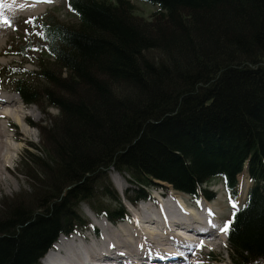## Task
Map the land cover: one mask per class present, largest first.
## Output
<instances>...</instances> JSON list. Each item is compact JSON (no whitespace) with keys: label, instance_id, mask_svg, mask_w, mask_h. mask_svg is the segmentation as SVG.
I'll return each instance as SVG.
<instances>
[{"label":"trees","instance_id":"obj_1","mask_svg":"<svg viewBox=\"0 0 264 264\" xmlns=\"http://www.w3.org/2000/svg\"><path fill=\"white\" fill-rule=\"evenodd\" d=\"M136 1L159 9L147 20L131 0H66L76 24L34 20L52 62L41 56L11 84L29 105L59 111L43 129L46 158L31 160L45 171L50 185L36 181L48 200L0 212V264H41L57 238L86 228L81 204L123 220L121 205L102 204L113 195L98 174L111 168L136 186L135 203L157 182L213 201L210 184L221 180L236 199L247 171L254 186L228 244L234 264H264V0Z\"/></svg>","mask_w":264,"mask_h":264},{"label":"rangeland","instance_id":"obj_2","mask_svg":"<svg viewBox=\"0 0 264 264\" xmlns=\"http://www.w3.org/2000/svg\"><path fill=\"white\" fill-rule=\"evenodd\" d=\"M11 1V0H10ZM17 1V2H14ZM115 2V0H111ZM0 2H5V0H0ZM24 3V4H32L31 7H23L22 10L17 12V9L11 8H5L4 9V15L8 18L9 23L4 24L0 22V94H7V93H13V85L11 84L12 77H14V74H18L19 70H24L25 72H35L37 71V60H42L41 56L43 55V44L42 40L40 39L39 35H36L37 31L34 30V20L44 16V15H52L54 16L58 21H60L63 24L67 25H74L76 24V18L70 13L68 8L66 7V0H52L51 3H43V2H37V0H12V3ZM131 2L135 5V13L137 16L144 18V19H151L152 15L158 11V7L151 5L149 3L143 2V1H136L131 0ZM6 4V3H5ZM26 13V15H25ZM24 14V15H23ZM28 21H32V23H28ZM31 43L34 51L32 53H28L27 58H22L21 56H18L16 52L18 51V47L22 44H29ZM39 44V45H38ZM47 55V54H46ZM44 57L45 61L52 62L51 59H49L47 56ZM31 82V80L29 79ZM34 86H40L38 83L37 85L34 84ZM16 97V95H14ZM19 98V97H18ZM31 107V111L29 113L33 114L34 116H29L31 121L34 125H40L37 128H30L29 129V140L28 142H21L17 144V146L20 148L18 153H15L13 155L14 162L11 163V178L14 181V185L12 189L6 188L7 190L0 192V212L5 211L6 209H10L13 206H18L21 208L26 209H36L40 206H46L47 197H45L46 192H40L42 186H49L50 183L47 181L45 177V171L33 163H31L32 159L35 158H41L42 160L45 159V150H44V136L43 135V129H48L52 126V120L56 119L59 116V111L56 109H50L47 108V103L45 101H41L39 103H35V105H29ZM38 117V118H34ZM41 119V121H40ZM27 152H30L31 154H28ZM108 176L111 186L106 190L107 193H111L113 196L105 198L102 201V204L104 207H109V210H120L121 205L123 210L125 211V218L123 220H120L118 222H114L116 226L109 225L110 223L107 222L106 216L102 215L99 217L93 209L89 208L86 204H81L80 207H77L74 209V212L77 216L81 217L82 221L86 222L87 230L84 231V226L76 227L72 230L73 233H68L65 236H61L57 238L55 243L60 242L63 238L69 237L70 235L76 233L78 234H85L88 235L91 233L92 230L95 229L96 222H100V225L98 227L101 229L102 222L107 223L111 228L117 229L121 227V225H124L126 220L131 219V222H133V219H136L137 217H134L137 214L141 216L142 212L144 210L141 209V212H137L138 209L142 208V206L150 207L149 211L162 215L164 213L163 210L158 208V202L153 201V205L155 206H149L150 204H144L147 202H144L143 204L140 203V201L136 202V204L132 203L131 199H135L134 192L137 188L135 185L131 183V180L129 177L124 176L122 174H119L115 170V168L108 169L106 171H103L102 173L98 174L100 178L102 176ZM36 180H42V186L41 188L38 187ZM39 183V181H38ZM157 186H152L149 190H147V195L150 197H153L155 194L156 187L164 185L163 183L157 182ZM253 182L251 178L249 177L247 172H244L241 174L238 178V198L233 199L230 195H228L225 184L221 180L213 181L210 184V190L213 191L215 195V199L213 201L205 200L203 198H200L198 201H192L190 196H185L184 199L182 198V202L189 208H193L197 213L200 214H206L210 219H212L210 214V211H216L217 215V222L215 223V220H211V223L214 222V225H218L217 229L223 227V225L230 220L231 214L233 213L234 209L232 207L233 203H236L238 205V210L243 207L247 201V195L248 191L253 187ZM165 187V186H164ZM170 187V186H169ZM101 189V181H99V178L96 180V190ZM171 191L172 195L170 193H165L167 196H171V200L173 201L174 195L173 191L174 189H168ZM166 191V189H165ZM247 191V192H246ZM245 193V195H244ZM110 194V195H111ZM107 194H102L100 197H104ZM109 195V194H108ZM159 192L156 193V196H160ZM147 196V197H148ZM116 197L117 199H114ZM130 197V201L127 199ZM169 199V198H168ZM168 199L164 198L162 200V203L166 205L171 204V201H168ZM165 201H167L165 203ZM142 204V205H141ZM157 204V205H156ZM220 204V205H219ZM141 205V206H140ZM164 206V207H165ZM177 207V206H174ZM212 207L214 209H212ZM155 209V211L153 210ZM135 209V210H134ZM179 213L182 215L183 212L180 208H178ZM186 210V208H185ZM134 212L133 216L130 215V212ZM136 211V212H135ZM1 216V215H0ZM137 216V215H136ZM147 216V215H146ZM183 217V216H182ZM185 220V218L183 219ZM113 222V221H112ZM209 222V221H207ZM206 222V223H207ZM130 223L129 225H131ZM200 224L203 225V222L197 221L188 223L186 225H181L180 227L177 226L176 228L172 229V234L175 236H179L181 232L183 236H187L189 238H195L196 234L192 235H186L185 232L181 231L178 234L179 229H183V227H190L188 228V231H196L199 229L197 227ZM195 226L197 228H195ZM179 227V228H178ZM196 230H194V228ZM154 230H159L156 227H151ZM156 228V229H155ZM216 228V227H215ZM219 232V233H218ZM217 233L220 234V238L223 239L221 243L217 241V243H214L215 241H210V245H207V247H203L202 250L198 247L197 249H200L202 251V257L205 259V261H210L211 264H234L235 262L231 259V252L229 249L228 240H225L224 233H221L218 231ZM217 234V235H218ZM36 240H39V235L36 236ZM80 238V237H79ZM184 242H186L184 238H182ZM81 242L82 239L80 238ZM196 240V239H195ZM202 240V238H201ZM171 244L169 243V248L174 249V252L181 247L177 243V245H174L172 240ZM54 243V244H55ZM223 243V244H222ZM52 246V249H55V246ZM34 245V244H33ZM58 245V244H57ZM171 246V247H170ZM175 247V248H174ZM177 249V250H176ZM209 249V250H208ZM46 257V256H45ZM44 257V258H45ZM174 261V260H173ZM247 264H262L261 262H246ZM245 262L243 264H246ZM145 264V263H144Z\"/></svg>","mask_w":264,"mask_h":264},{"label":"bare ground","instance_id":"obj_3","mask_svg":"<svg viewBox=\"0 0 264 264\" xmlns=\"http://www.w3.org/2000/svg\"><path fill=\"white\" fill-rule=\"evenodd\" d=\"M14 2L5 0L3 3L10 4L12 10L17 9L15 13H18V10L21 11L23 9L22 6H32V4ZM30 111L31 107L29 104L20 99V97L18 98L17 95L14 97V94H0V192L7 190L6 188L8 190L13 188L14 181L10 177L12 172L11 163L14 162L13 155L18 153L20 149L17 144L28 142L29 129L37 128V125H34L29 118V116H34L29 113ZM185 196L187 195L175 191L174 200H171V196L168 199L171 204L165 206V204L157 203L158 208L164 211L162 215L149 211L150 207L148 206H142L137 211L141 212V209L144 210L141 216L136 213L137 216L135 215L134 217L137 218L134 219L131 225L124 224L120 228L117 227V229L111 228L105 222H102L100 229L98 227L100 222L97 221L95 229L91 231L92 235L91 233L85 235L78 232V234L74 233L60 240L55 249L44 259V264L53 256L55 264H211L210 261L203 259L201 250L204 246L210 245V241H215L214 243L223 241L220 238V234H218V225L215 228L213 227L214 222L211 223L212 219L215 220V223L217 222V210L210 211V214H208L212 217L210 219L206 214L197 213L193 208L186 206L184 204L185 200L184 203L181 200ZM158 198L162 199L161 196ZM174 206L180 208L183 214L181 215L177 207ZM212 209L214 208L212 207ZM153 210L155 211L154 208ZM184 218L185 220H183ZM106 220L113 223L108 219ZM198 220L201 223L203 222L202 226L208 229L202 240L200 238L199 243L189 239L184 242L181 237L183 236L181 235L183 234L182 232L181 236L172 234L173 231L171 230L175 227ZM151 227H156L160 231ZM185 234L189 236L194 234V232H185ZM79 237L83 242H81ZM191 239L195 240L196 237ZM170 240L174 241V245L179 244L181 249L178 252H174V249L169 248ZM201 242H203V247H200ZM196 246L201 250L197 249Z\"/></svg>","mask_w":264,"mask_h":264},{"label":"snow or ice","instance_id":"obj_4","mask_svg":"<svg viewBox=\"0 0 264 264\" xmlns=\"http://www.w3.org/2000/svg\"><path fill=\"white\" fill-rule=\"evenodd\" d=\"M37 2H43V3H51L52 0H37ZM5 8H11L10 4H5L0 2V22L4 23V24H8L9 20L8 18L4 15V9ZM28 23H32V21H28ZM36 35H43V33L41 32H37ZM234 212H233V219L227 221L223 227H221L219 229V231L221 233L227 234L229 233V231L231 230V226L233 225L234 221H235V214H236V210H238V205L236 203H233L232 205ZM213 227H216V225H213ZM200 247H203V242H201Z\"/></svg>","mask_w":264,"mask_h":264}]
</instances>
